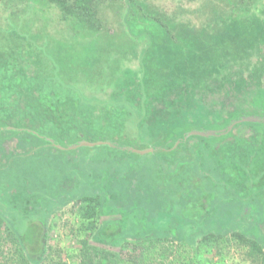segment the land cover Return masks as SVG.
<instances>
[{
  "label": "trees",
  "instance_id": "16d2710c",
  "mask_svg": "<svg viewBox=\"0 0 264 264\" xmlns=\"http://www.w3.org/2000/svg\"><path fill=\"white\" fill-rule=\"evenodd\" d=\"M263 1L199 0L185 8L181 0H0V264H264V227L249 222L243 206L220 210L214 223L220 198L209 197L215 185H208L212 179L228 190L236 180V190L250 193L240 200H256L264 191V122L183 139L264 117V13L254 11ZM98 104L110 106L103 119L122 122L111 145H102L117 168L105 177L91 169L85 182L74 177L91 190L45 201L36 206L45 216L29 220L35 210L22 202L26 188L46 180L23 173L21 155L62 152L39 128L65 109L78 116L87 107L97 118ZM81 140L101 139L79 133L68 145ZM128 147L153 148L148 154L170 172L200 171L202 192L197 178L176 200L151 188L150 176L128 161L140 156ZM190 201L194 211L180 214ZM68 204L73 222L64 236L74 246L51 245V218Z\"/></svg>",
  "mask_w": 264,
  "mask_h": 264
},
{
  "label": "rangeland",
  "instance_id": "374dc122",
  "mask_svg": "<svg viewBox=\"0 0 264 264\" xmlns=\"http://www.w3.org/2000/svg\"><path fill=\"white\" fill-rule=\"evenodd\" d=\"M158 1L163 3L164 5L170 4V0H158ZM181 1L183 2L185 8L187 7L192 8L196 6L195 4H197L199 0H181ZM254 9L253 10L257 14H263L264 1L261 4L257 5V7H255ZM61 27L62 25L60 24L56 29L57 30L61 29ZM164 105L166 106V108L169 107V104H164ZM109 109L110 106L108 108L107 104H98V106L95 109L97 111V114L99 115V117L97 118H95L96 113L92 114L91 109H88L87 107H82L81 110L77 112L78 116H76V112L74 111L71 112V110L65 109L63 111V117L60 119L59 117L53 118V123H50L51 125L50 127L43 126L39 128L40 131L38 132H42L43 134L45 133L46 136L51 137V138H47V140L48 141L50 140L52 142L50 144L54 148L56 145L64 149H59L62 150V152H55L54 155H47L45 157H41L42 152H40L38 156H33V153L32 154L28 153L27 155H21L25 157L22 158L24 159L23 164L25 165L23 173H26L27 175H29V177L35 180L38 179L36 175L38 174H40L41 176L45 175V180H46V184L43 186V188L42 186L39 188L37 187L34 188L32 184L28 185L27 188L25 187L31 193H28L27 199H24L22 202L26 201L27 203L31 204L32 205L31 208L35 210L28 213L29 220L35 218L42 219L45 216V211L36 208V206H38L39 204H43V202L45 201H47V204L50 203V205H53L52 203L59 202L57 198L63 195L64 193L73 197L74 195L88 193L91 190L90 187H88V185L82 184L81 181H77L76 179H74V177L77 176L78 178H83L82 181L85 182L87 179L90 178L92 170L97 171L98 175H102L105 177L107 175L108 168L109 169L111 167L115 169L117 168L116 164L118 162V159L115 157V155L112 156L110 152L108 153L106 150H103L102 145L94 146V147H78L76 149H71V150L68 149L69 146H72V145H68V143H70L72 139H75V137H77L79 133H84L85 136L89 138L91 137L99 138L101 139L100 141L104 143H108V141L106 140L108 139V137L111 136L112 132L119 133V131L122 130V126H121L122 122L120 119L116 120L115 123L117 125L116 124L111 125V123L113 122H110L109 120H105V118L103 119L104 115H108L107 113ZM58 119L59 121H57ZM106 121L107 124H105ZM52 124H54L55 126H53ZM129 130H131V126L129 127ZM33 133L37 134L35 131H33ZM138 134L139 132L134 130L131 135L137 136ZM59 135L61 136L66 135V136L64 138L59 139L58 138ZM54 141H58L59 144L55 143ZM128 161L129 162L131 161L132 164L135 165L136 167L138 166V169H142L141 175L143 174L144 176H148V175L150 176V178H148V181L150 182L149 185L151 188L158 187L160 190L163 189L165 193L172 195V198L175 197V200L177 196H179L184 192L185 186L188 183H191L196 178L198 180L197 185H198L199 194L200 192H202L201 188L203 185V180H202L203 176L198 177V173L199 175H201L200 171L197 174H194L193 172L195 169L193 168L192 170L189 171L188 166H183L181 167L180 170L177 169L178 173L170 172L169 169L165 170L166 165L164 164L163 162L164 160L162 158H160L159 156L155 157L151 154L140 155L137 158L130 157ZM73 167L74 169L77 167L78 172H76L73 169ZM165 175H169V178H166ZM203 179L206 180L207 178H203ZM219 180L222 181L220 177ZM212 184L215 185V187L213 188L214 193L210 192L209 197L212 199H215L216 197L220 198L218 203H216V208L218 210L214 213L213 216L214 223H216L217 220H219L223 216V214L220 213V210L222 211L228 208V211L230 210L233 214H236L238 212V209H240V206H243L244 211L246 213L245 216L246 219L249 222L251 220L252 221L257 220V222H259L262 228L264 227V191L260 190L258 191L257 196L253 195L256 197V200L252 197L250 198L247 197V201L243 202V200L241 201L240 199H241V195L245 194L244 193L245 191L244 190L239 191V189L236 190L237 185L238 188L241 189V187H239L240 184L236 180L232 181L231 183L232 187L231 188L229 187L230 189L228 190L225 188V186L220 187L219 184L217 183L215 184L212 179L208 180L209 187H212ZM137 186L144 188L145 186H148V184L143 183V184H138ZM68 187L70 188L67 190ZM262 188L264 190V185ZM251 191H254V188H252ZM247 192L248 193L245 194L246 196L250 194L249 190ZM175 194L178 195L175 196ZM244 203H247L246 208ZM186 205L188 207H186L185 211L184 209L180 208V214L182 213L185 214L187 211H189V213L194 211L193 209L195 205L194 202L192 201H190L189 203L187 202ZM70 207L71 204L66 205L62 210L56 212V214L51 218L50 221L51 225L49 228V233H50L49 244L53 245L59 242L60 245H65L66 247L74 246V242H69V240H67L64 236V234L69 231L68 228L70 227V222H73V218H71L69 214ZM233 214L231 215L229 214V216L227 215L226 216L230 217ZM18 220L20 221V218H18ZM27 223L28 222L25 221L20 222L21 226L23 224V229L27 227L28 225ZM249 224L252 225L253 223H249ZM123 234L132 235V232L126 231L125 229Z\"/></svg>",
  "mask_w": 264,
  "mask_h": 264
},
{
  "label": "water",
  "instance_id": "95a60500",
  "mask_svg": "<svg viewBox=\"0 0 264 264\" xmlns=\"http://www.w3.org/2000/svg\"><path fill=\"white\" fill-rule=\"evenodd\" d=\"M244 122H256V123L264 122V117H258V116H245V117H241L240 119L233 120L225 129H222L220 131H214V130H209V131H202L201 130V131H197V130H195V131L189 132L183 139H186L189 136H200V137L206 138V137H211V136H221V135H225L228 132H230L232 130V128L236 124L244 123ZM179 142L180 141L178 140L175 143L174 147H176L179 144ZM50 143H52V142L50 141ZM104 144L111 145L109 142L108 143H104V142H101V141H98V142H89V141H86V140H81L77 144H74L72 146H69L68 149L71 150V149H76L78 147H94V146H99V145H104ZM55 148L56 149H64V148H62L60 146H56V145H55ZM127 149L130 152L135 153V154H138V155H145V154L154 152V149L153 148L136 149V148H133V147H128Z\"/></svg>",
  "mask_w": 264,
  "mask_h": 264
}]
</instances>
